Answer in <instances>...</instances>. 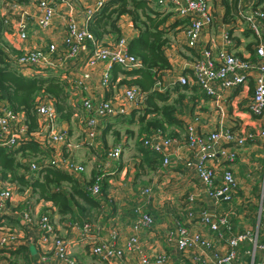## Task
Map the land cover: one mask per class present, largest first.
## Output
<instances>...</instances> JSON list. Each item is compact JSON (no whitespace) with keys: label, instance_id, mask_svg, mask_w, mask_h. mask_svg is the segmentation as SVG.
<instances>
[{"label":"crops","instance_id":"obj_1","mask_svg":"<svg viewBox=\"0 0 264 264\" xmlns=\"http://www.w3.org/2000/svg\"><path fill=\"white\" fill-rule=\"evenodd\" d=\"M50 1L55 4L57 10L52 26L41 31L31 19H28L25 41H20L14 33L3 34L10 50L20 54L24 48L44 47L45 44L53 42L61 46L65 19L69 11L61 5L59 0ZM74 1L76 7L71 15L81 24L85 19V10L91 8L92 3L89 0ZM156 1L151 0V6L158 7L157 9L163 12ZM261 2L260 0H237L235 10L229 14L233 19L225 22L224 0H212V22L201 30L198 47L195 50L187 47L185 31L189 26V20L168 7L167 13H171L172 16L171 19L169 18L170 25L175 27L170 32L171 44L165 49L171 68L165 72L160 85L155 86L154 89L161 93L167 92V103L173 108V116L182 123V128L166 126V132L173 137L170 139L176 140L172 143L170 166L166 169L160 167L154 170L153 167L159 164L147 159L145 161L140 152L142 149L139 142L145 137L143 134L138 139L139 124L135 111L138 112L140 105L130 103L127 105L126 115L101 120L95 144L88 145L89 147L86 146L87 143L84 144L83 126L86 114L79 109L82 108V100H104L112 97L116 91L124 90V85L118 86L119 81L124 78L122 72L125 70L122 67L118 66L121 73L118 72L116 65L108 66L105 63H98L94 68L86 69L81 66L84 63V57H82L63 68H57V64L53 63L54 70L23 71V75L26 76L45 73L44 76H55L69 83V86H66L69 106L77 112V115L73 114L69 123L57 119L55 130L67 133L72 149L68 151L64 145L56 144L54 150L58 154L72 158L76 164L84 167L81 175H73V177L86 182L95 174L100 177L105 191L101 197L102 211L90 212L85 218L76 212L75 225L68 219L62 220L50 202L36 201L32 193H17L11 202L12 206L6 213L3 225L16 230L20 241L13 250H0V264H28L26 263L28 261L30 264H60L59 260L51 254H48L46 260L42 259L40 248L36 244L40 233L33 224L29 225L21 220L22 210L20 209L22 208H29L34 218L50 213L59 227L60 236L65 238L69 245V258L72 264H108L99 257L91 255L89 240L104 243L112 235H115L116 244L122 251L121 260H116L113 264H139L140 257L126 249L127 241L131 236L138 237L142 249L150 257L166 254L170 256L171 264H195L192 257L198 256L200 264H212L213 250L217 249L220 254H224L227 251L226 239L247 231L253 242L242 244L237 248L234 264H264V142L250 143L238 148L236 159L221 157L220 167L231 170L236 181V187L228 200L214 198L208 194V187L195 167L199 161V155L185 144L186 125L191 122L196 123L194 125L196 132L202 137L218 128L225 131L233 125L245 128L247 131L256 130L259 127V120L246 108L253 95V82L248 80V84L244 87L227 94L221 93L217 102L198 87L191 85L186 87L177 82L179 75L184 76L190 72V64L201 49H209L213 56H218L220 49L225 47L240 58L249 57L251 61L257 62L252 48L254 35L245 21L237 16V12L245 13L247 10L248 12L250 9L254 10ZM228 5L231 6V4ZM23 10L27 11V14L31 13L28 7H24ZM184 19L187 20L186 26L177 25L184 23ZM119 28L121 38L126 39L128 46V43L137 35L130 18L122 17ZM7 36H10L11 40H17V43L15 40L11 44L7 42ZM112 40L108 38L107 42ZM84 72H88L87 80L82 79ZM104 72L109 73L110 85H114L112 88L101 85ZM77 81L82 82L84 89L71 94V86ZM133 113L135 117L132 120L133 124L130 125L129 121ZM107 129L120 132V140L117 144L114 143V137L104 136V131ZM116 145H120L122 149L120 159L108 160L107 151ZM215 164L209 160L206 167L211 169ZM222 177V171L214 172L215 186L220 185ZM144 189L151 191L148 197L141 194ZM138 209L146 212L154 220L151 228H134L137 219L135 212ZM203 213L210 217L211 223L216 222L217 218L226 217L228 227H221L215 233L211 232L201 223ZM68 222L71 226H68ZM85 226L90 230L88 238L80 235L81 230L86 229ZM176 226L184 229L189 235L201 234L210 242L212 250H201V254H194L193 250H177L173 243L168 242V235L175 230Z\"/></svg>","mask_w":264,"mask_h":264},{"label":"built area","instance_id":"obj_2","mask_svg":"<svg viewBox=\"0 0 264 264\" xmlns=\"http://www.w3.org/2000/svg\"><path fill=\"white\" fill-rule=\"evenodd\" d=\"M91 8L85 10V19L83 23L71 15L76 7L74 0H59L61 5L69 11L65 19L63 40L61 46H51L46 50L41 48H24L21 53L15 57L16 64L23 71L34 70V72H43L53 69V63L57 68H63L65 65L74 63L77 59L84 57L83 66L86 69L94 68L98 63H105L108 66L118 65L125 70L136 69L140 67L138 61L127 52L126 39L120 38L117 41H108L104 45L94 43L92 34L87 29L88 21L94 14L98 13L105 3L110 0H89ZM151 1V0H149ZM254 10L250 9L245 13L237 12V16L242 18L248 25V28L254 35L253 50L257 62H253L249 57L240 58L222 47L218 56H213L211 50L201 49L200 53L190 64V72L186 75H179L177 82L183 86L189 85L198 87L208 97L216 102L221 93L227 94L230 91L237 90L248 84V80L253 82L254 91L246 108L249 113L259 120L257 131H247L238 125H233L230 129H216L207 136L197 134L194 125L191 122L186 125L185 144L191 150L199 155V161L195 165L196 171L208 187V194L214 198L230 199L232 191L236 187V181L231 170L221 168L219 162L221 157L235 159L237 149L246 144L264 142V0ZM212 0H157L160 7H169L179 16L189 20V26L185 31L187 47L195 50L198 47L200 32L207 24L212 22ZM20 7V17L14 22H8L11 27V34H16L20 41L27 39L28 19L41 31H45L52 26L53 20L57 15L55 4L50 0H39L31 4L28 8L31 13L27 14L23 10L25 6ZM249 13V14H248ZM28 16V18H27ZM84 24V25H82ZM227 41V37H226ZM88 42L93 44L94 49L88 46ZM54 70V69H53ZM82 79H88V72L82 73ZM101 85L105 88L110 86V76L104 72L101 77ZM158 83L156 86H159ZM84 89L81 81L73 82L71 94ZM145 96L136 88H125L122 91H116L109 99L94 101L83 99L81 107L86 118L84 119L83 134L85 143L89 146L95 144L98 138L101 120L115 116H124L127 112V105L132 103L142 105ZM37 122L39 130L36 133H28L24 125V117L21 114H14L10 110L0 108V146L17 149L23 141H35L43 149H52L50 159H42L39 163H32L30 171L36 172L40 167L52 166L73 176L81 175L84 167L71 163L69 159L58 154L54 150L56 144L64 145L68 151L72 145L68 142L66 132L55 130L57 115L52 101H39L36 106ZM196 118L198 115L196 114ZM173 139V138H172ZM164 136L160 130L154 131L142 140V146L151 150L162 157V168L170 166L172 140ZM246 143V144H244ZM122 149L116 145L109 149L106 158L111 161H118L121 157ZM211 160L215 166L211 169L206 167V163ZM222 171V182L215 186L213 176L215 171ZM93 196L99 195V186L94 184L90 188ZM142 195L148 197L151 194L149 189H144ZM17 195L16 187L0 181V216L6 215L11 202ZM136 229L151 228L154 220L146 213L138 209L136 212ZM21 220L29 225H34L40 235L36 242L40 248L42 259L46 260L48 254L57 260L60 264H72L69 258V245L65 238L59 234V227L52 219L50 213L41 214L33 217L30 211L23 209L20 215ZM227 218L220 217L216 222H210V217L206 213L202 214L201 223L207 226L213 233L227 226ZM81 230V237L88 238L90 230ZM20 238L16 230L1 226L0 227V250H13L19 243ZM168 242L173 243L179 251H196L199 247L204 250H212L211 244L203 236H190L184 229L176 226L175 230L168 235ZM253 242L251 235L247 232L230 236L226 239L227 251L220 254L217 249L213 250L214 262L212 264H234V256L237 248L246 243ZM90 253L108 264H113L116 260H121L122 251L116 244V237L112 235L107 242L95 243L91 239ZM126 249L140 257L139 264H170V256L160 254L155 257L146 255L141 247L140 240L136 236H131L126 244ZM196 253H199L196 251ZM201 254V253H199ZM193 263H199L198 256L192 257ZM201 263V262H200ZM199 263V264H200Z\"/></svg>","mask_w":264,"mask_h":264},{"label":"trees","instance_id":"obj_3","mask_svg":"<svg viewBox=\"0 0 264 264\" xmlns=\"http://www.w3.org/2000/svg\"><path fill=\"white\" fill-rule=\"evenodd\" d=\"M0 1L5 6H24L34 3L33 0ZM224 2L225 22H230L233 17L230 18L229 14L235 10L237 0H224ZM157 8L151 6L149 0H110L86 25L97 45H104L108 38L114 41L121 38L119 21L122 17H129L133 28L137 31L136 37L128 43L127 52L138 61L140 67L124 69L125 71L122 72L124 78L119 81L118 86L136 88L145 96L140 109L138 112L135 111L139 124L138 139L143 134L146 137L157 130L170 139L173 137L166 132V126L182 128V123L173 116V108L167 103V92L161 93L154 89L162 81L165 72L171 68L165 49L170 46V32L175 29L169 22L171 13L160 12ZM182 24L186 26L187 20L184 19V23L177 25ZM10 28L8 20L0 17V108L4 107L14 114L23 115L28 133H36L39 130L36 106L43 100L54 103L58 121L69 123L73 116L77 115V112L69 106L66 90L69 83L50 75L45 77L38 74L23 75V70L11 56V53L14 54L13 50L8 48L9 45L3 38V34L10 33ZM88 46L92 49L95 47L89 42ZM116 67L119 70L118 65ZM110 86L112 88L114 85ZM182 88L186 89V87ZM79 109L83 110V108ZM134 115L131 114L130 125L133 124ZM106 135L114 137L115 144L120 140L119 131L107 129L104 131V136ZM141 142H139L142 149L140 152L144 160L158 163V166L153 167L154 170L162 168V157L145 149ZM52 152V149H42L35 141H23L14 150L0 146V181L15 186L18 194L32 193L36 201L50 202L62 220L68 219L74 225L76 212L82 214L84 218L90 212L100 213L103 202L101 197L105 187L99 176L93 174L84 182L52 166H42L36 172L30 171L32 163L50 159ZM67 158L71 163H75L72 158L68 156ZM96 183L99 186V195L93 196L90 188ZM23 209L29 210L22 208L20 211ZM5 216H0V227L4 226ZM70 222L68 226H71ZM26 263L30 264V261Z\"/></svg>","mask_w":264,"mask_h":264},{"label":"rangeland","instance_id":"obj_4","mask_svg":"<svg viewBox=\"0 0 264 264\" xmlns=\"http://www.w3.org/2000/svg\"><path fill=\"white\" fill-rule=\"evenodd\" d=\"M39 0H33V2L34 3H37ZM31 4H33L32 2L30 3V4H28V5H24L25 7H29ZM161 9L163 10V12H169V9H168V7H161ZM20 10H21V8L20 7H13V6H5L1 1H0V17H2V18H4V19H6V20H8V22H11V21H14V22H16L18 19H19V15H20ZM25 13H27V11H24ZM175 14V13H174ZM172 17V16H171ZM171 17H170V19H171ZM11 27H12V25H10ZM9 31H11V28L9 29ZM17 37V36H16ZM7 39V42H9L10 44H11V42H13L14 40H11L10 39V36H7L6 37ZM18 38V37H17ZM16 41V43H17V40H15ZM107 42V41H106ZM46 46H44V47H36V48H34V49H38V48H41V49H43V50H46L48 47L50 48L51 46H56L57 44L56 43H50V44H45ZM57 46H59V45H57ZM14 52V51H13ZM10 53H11V51H10ZM11 56L13 57V58H15V57H17L18 56V54L16 53V52H14V54H12L11 53ZM54 73V72H53ZM44 74L45 73H40V74H38V75H41V76H44ZM47 76V75H46ZM165 76V75H164ZM45 77V76H44ZM161 82V81H160ZM140 108V107H139ZM254 131H257V130H254ZM254 131H252V132H254ZM141 142V141H140ZM84 144H86V143H84ZM244 144H246V143H244ZM253 144H256V143H253ZM86 146H88V144L86 145ZM245 145H243L242 147H244ZM89 147V146H88ZM241 148V147H240ZM237 154H238V151H237ZM236 159V158H235ZM28 211H30V210H28ZM20 212H18V214H19ZM195 235H198V236H202L201 234H194V235H190V236H195ZM201 250H204V249H202V248H198L196 251L197 252H199V253H201ZM144 251V250H143ZM196 251H194V254H196ZM145 253V252H144ZM169 262H170V260H169ZM170 264H171V262H170Z\"/></svg>","mask_w":264,"mask_h":264}]
</instances>
